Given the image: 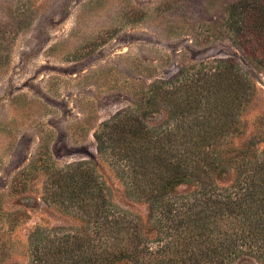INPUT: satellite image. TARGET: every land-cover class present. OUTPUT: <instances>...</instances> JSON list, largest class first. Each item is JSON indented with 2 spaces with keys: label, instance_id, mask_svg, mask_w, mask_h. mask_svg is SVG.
<instances>
[{
  "label": "rangeland",
  "instance_id": "374dc122",
  "mask_svg": "<svg viewBox=\"0 0 264 264\" xmlns=\"http://www.w3.org/2000/svg\"><path fill=\"white\" fill-rule=\"evenodd\" d=\"M241 1L0 0V264H33L39 228L47 245L95 236L97 204L146 221L148 191L132 185L145 140L172 159L197 142L264 151V67L228 28ZM215 61L219 111L185 86ZM190 125L210 134L180 146ZM109 129L133 141L103 155Z\"/></svg>",
  "mask_w": 264,
  "mask_h": 264
},
{
  "label": "trees",
  "instance_id": "16d2710c",
  "mask_svg": "<svg viewBox=\"0 0 264 264\" xmlns=\"http://www.w3.org/2000/svg\"><path fill=\"white\" fill-rule=\"evenodd\" d=\"M229 12L233 41H245L244 51L264 67V0H242ZM224 64L215 61L208 72L187 78L185 86L194 87L189 103L201 93L218 102L216 111L223 109ZM208 129L185 128L180 146L188 145L195 131L209 135ZM133 138L115 129L98 133V151L112 153L114 143L126 147ZM144 146L132 185L148 191L146 221L112 204H97L95 236H64L47 245L37 229L33 264H234L242 256L264 262V151L258 154L253 141L246 150L197 142L172 159L167 146L148 140ZM179 188L185 189L176 192Z\"/></svg>",
  "mask_w": 264,
  "mask_h": 264
}]
</instances>
